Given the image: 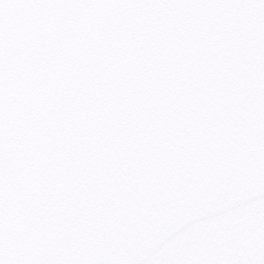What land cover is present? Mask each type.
<instances>
[{"label":"water","instance_id":"obj_1","mask_svg":"<svg viewBox=\"0 0 264 264\" xmlns=\"http://www.w3.org/2000/svg\"><path fill=\"white\" fill-rule=\"evenodd\" d=\"M0 264H264V0H0Z\"/></svg>","mask_w":264,"mask_h":264}]
</instances>
